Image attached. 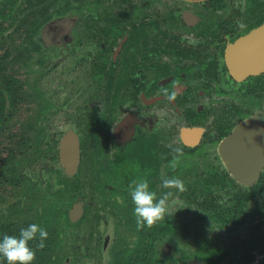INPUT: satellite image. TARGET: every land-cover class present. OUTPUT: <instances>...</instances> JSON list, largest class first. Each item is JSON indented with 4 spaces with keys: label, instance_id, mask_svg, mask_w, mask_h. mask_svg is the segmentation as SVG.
<instances>
[{
    "label": "rangeland",
    "instance_id": "374dc122",
    "mask_svg": "<svg viewBox=\"0 0 264 264\" xmlns=\"http://www.w3.org/2000/svg\"><path fill=\"white\" fill-rule=\"evenodd\" d=\"M69 1L71 3L67 13L61 17L53 16V21L41 28L40 34L35 37L41 46L40 53L31 52L28 57L23 51L24 57L17 63H13L11 59L18 48L25 46L28 41H25L24 33L20 32L12 31V35L7 36L11 29L9 21L6 20L3 24L7 28L3 38H7L0 40V63L6 65L5 71L15 83L14 113L0 127V135L5 139L0 143V161L6 164L5 169L0 172L6 179L11 178L14 185L0 188V223L10 220L23 223L36 217L38 206L41 203L44 208L50 205L48 196L65 184L61 191L63 200L60 205L62 208L69 204L73 206L76 204L74 200L83 199L84 216L76 225L65 227L62 224L64 220L60 219V224L54 226L56 231L52 234L57 236L58 247L49 254H54L49 264H62L61 260L67 256H73L71 261L75 262V259L84 255L90 258L78 259L76 264H93V261L97 262L95 264H105L111 259L117 260L118 247L125 248L128 243L133 245L138 233L125 226L127 221L120 218V211L117 212L118 217L111 205L103 204L108 200L122 203L123 194L119 193L121 187L118 185H115L118 192L113 194L107 188L110 179L101 175L102 172L97 169L99 165L107 164L113 154L111 155L106 136L104 137V132L107 131L103 128L97 130L98 126L92 124L95 89L101 95L105 85L101 79L97 83L95 81L90 65L93 62L90 48L96 41L95 26L101 27L108 20L103 14L95 22L93 0ZM101 2L104 3L105 0ZM65 3L60 1V6ZM115 22L120 20L117 18ZM106 38L107 32L104 31L101 39ZM71 41L80 44L70 45ZM68 51V56L64 57ZM42 54L43 58L40 57ZM15 84L20 86L15 87ZM3 85L0 84V87ZM67 130L76 134L81 154L77 172L70 176L59 160V141ZM96 134L102 138L99 139L98 147L94 136ZM163 139L160 144L159 171L137 174V177H155L156 182L160 180L152 189L157 198L166 192L170 193L166 199L164 214L154 223L160 224L168 219L175 225L174 231L163 237L164 242H167H163V249H168L170 255H162V262L173 264L181 259L196 260L197 255L201 254L211 256L227 253L218 264H230L231 260L244 256L247 243L257 238L256 233H252L253 226L263 217L255 214V208L262 206L264 191L256 197L259 205L253 199L245 205L239 204L236 211L230 213L238 219L227 224L221 223L220 218L226 216L224 207L237 191L245 190L244 186L232 179L230 183L222 185L213 174L214 169H220L218 161L189 159V154L175 136ZM134 147L136 144L129 147V152H133ZM174 148H181L183 154L176 168L172 169L169 162L177 155ZM193 152L192 156L202 153L201 149ZM121 157L114 153V158ZM262 172L264 174V169ZM90 176H93V183L96 181L100 184L91 186ZM172 177H179L183 181L182 191L175 187H163L162 180ZM207 179H211V183H207ZM126 196H130V193H126ZM130 205H133L131 197L120 208L131 207ZM112 216L114 224L111 228L109 218ZM261 231L264 233V225L261 226ZM155 235H160V229ZM159 245L156 242L155 248ZM254 252L256 256L252 263L262 257ZM155 258H159L157 254Z\"/></svg>",
    "mask_w": 264,
    "mask_h": 264
},
{
    "label": "flooded vegetation",
    "instance_id": "af4514ba",
    "mask_svg": "<svg viewBox=\"0 0 264 264\" xmlns=\"http://www.w3.org/2000/svg\"><path fill=\"white\" fill-rule=\"evenodd\" d=\"M101 1L93 0L95 22L103 14L108 21L95 26L96 41L89 47L95 81L105 85L101 95L95 89L92 124L107 131L104 137L113 154L98 166L101 175L113 181L117 178L112 175L121 179L125 170L158 172L163 137L175 136L189 159L218 161L220 169L213 174L222 185L225 179L240 184L219 148L247 119L255 118L264 133V70L247 73L242 62L256 53V45L264 47V29L257 35L260 40L235 48L238 40L264 25V0ZM117 18L120 22L114 23ZM74 43L80 44L70 45ZM233 53L242 57L236 72L229 66ZM184 130L190 132L186 139ZM94 136L98 147L102 138ZM196 149L202 153L192 156ZM224 151L229 158H243L240 144ZM114 153L122 157L116 159ZM147 179L153 187L160 183Z\"/></svg>",
    "mask_w": 264,
    "mask_h": 264
},
{
    "label": "trees",
    "instance_id": "16d2710c",
    "mask_svg": "<svg viewBox=\"0 0 264 264\" xmlns=\"http://www.w3.org/2000/svg\"><path fill=\"white\" fill-rule=\"evenodd\" d=\"M60 1L67 2V4H63L60 6ZM78 1V0H76ZM70 1L69 0H1L0 1V40H5L7 37L3 38V34L6 27L3 26L4 22L6 20L9 21L10 26V34L7 36L12 35V31L14 33L20 32L24 33V39L25 41H28L25 46L19 47L17 50V53L14 57H12L11 61L13 63H17L18 61L22 60L25 55L28 57L30 56L31 52H39L41 51V46L38 42H36L35 37L40 34V29L43 28L45 25L51 23L53 21V16H63L67 13L68 8L70 7ZM73 7V6H72ZM71 7V8H72ZM8 26V24H7ZM9 30V29H8ZM6 36V34H5ZM25 56V57H26ZM40 57L43 58V54L40 55ZM39 58V57H38ZM39 63H42L41 59H38ZM6 65L0 63V84H4L3 87H0V127L1 124L4 121H9L10 117L14 113V83L12 76L5 71ZM20 85L15 84V87H19ZM36 96V95H34ZM1 133V130H0ZM5 139L0 135V143L4 142ZM10 154L12 152H9ZM12 155V154H11ZM7 158L9 159V155L7 154ZM61 163V162H60ZM6 164H3V161H0V171L4 170ZM62 165V164H61ZM64 168V166H63ZM65 170V168H64ZM67 175H75L74 174H68L65 170ZM144 173L143 171L139 170L138 168L132 169V173H129L127 170H125L123 178L119 179L120 176H111L114 178H117L113 181H108L109 185L107 188L111 190V192L117 193V187L115 185H118L121 187V192L123 195L122 203H118L117 201H104V205H111V208L114 210V212L117 214L118 211H120V218L125 219L127 222L125 224L126 227L131 228L133 231L136 230L138 233L137 240L134 242L133 245L128 243V246L126 245L125 248L123 246L117 248V260L111 259L110 261L104 262L105 264H164L161 260L162 255H170L166 248L163 249V242L165 241L163 238L166 233H172L175 229V225L170 220H165L163 222H160V224H153L151 226H143L141 228H137L135 217L133 215V208L134 205H130L131 207H125L124 209L120 208V205L124 203V201L128 200L130 196H126V193H129V185L131 181L137 177V174ZM119 179V180H118ZM207 183H211V179H207ZM233 180V179H232ZM224 184L230 183L231 179H225ZM234 181V180H233ZM264 178H261L258 180V182L254 183L250 187H244L245 190L237 191L229 200V204L224 207V214L226 215L224 218H220L219 220L221 223H229L231 221H235V219H238V217L231 216L230 213L235 212L237 209V206L239 204L245 205L247 201L253 199L254 202L258 204L257 196L264 191ZM96 184H100L95 181L93 183V176H90V185L96 186ZM5 185H14L11 178H7L6 176H3V173L0 172V188ZM65 184L56 192L48 196L47 201H50L51 204L44 208L41 203L40 206H38V214L36 217H32L31 219L24 221L23 223H18L16 221H6L4 223H0V236L4 234L8 235H18L19 230L23 227H26L28 224L36 223L42 227H45L48 231V237L45 240V245L43 248L36 247V243L38 242V235L37 238L34 241H30L29 245L35 249V258L31 262V264H49L51 260V256L49 255L58 247V242L56 240V235L52 234L55 230V225L60 224V219H63V225L65 227H68L70 225H76L84 216V204L83 199L74 200V203H78L82 209V213L80 217L76 220H71L69 218L68 210L72 207V205L65 206L62 208L60 205L62 199V193ZM150 190H152L154 187L152 185H149ZM2 189V188H1ZM115 189V190H112ZM61 192V193H60ZM103 192V191H101ZM154 192V191H153ZM81 194V192H80ZM126 197V198H125ZM256 198V199H255ZM125 199V200H124ZM99 202L100 198H97ZM104 200V199H103ZM107 203V204H106ZM117 204V205H115ZM259 205V204H258ZM104 208H108L107 206H104ZM116 208V209H114ZM255 214L261 215L263 218L262 220L255 224L253 226L254 230L252 233H256L257 238H254L252 242H248L246 245L247 251L245 252L244 256H241L237 258L235 261L231 260L230 264H264V233L261 231V226L264 225V201L262 203V206L255 208ZM124 214V215H123ZM118 215V214H117ZM118 215V217H119ZM256 215V216H257ZM219 217V216H218ZM217 217V218H218ZM114 224V218L113 216L109 218V226L112 228ZM161 225V227H160ZM132 226V227H131ZM160 227V228H159ZM160 229V235L156 236V232ZM135 235V234H134ZM129 240V239H127ZM159 240H161L159 242ZM158 242L160 245L155 248V243ZM165 244L167 242H164ZM165 247V246H164ZM124 249V250H123ZM122 251H124L122 253ZM257 252V255H261L262 257L257 260L255 263H252V261L255 260V252ZM155 254L159 258H155ZM226 254H213L211 256L206 254L197 255L196 260L192 261H198L202 264H218V262L226 256ZM73 257V256H72ZM72 257L67 256L63 257V260H61L62 264H76V260H84L89 259L90 257L87 255L82 256L81 258L78 257V259H75L71 261ZM49 259V261H48ZM188 262L183 261L182 259L178 263L173 264H182ZM97 262L93 261V264ZM6 264V262H5Z\"/></svg>",
    "mask_w": 264,
    "mask_h": 264
},
{
    "label": "water",
    "instance_id": "95a60500",
    "mask_svg": "<svg viewBox=\"0 0 264 264\" xmlns=\"http://www.w3.org/2000/svg\"><path fill=\"white\" fill-rule=\"evenodd\" d=\"M264 29V25L258 27L257 31L251 33L247 37L241 38L235 43V48L243 45L242 42L260 40L257 35ZM254 49L256 53L247 54L246 60L242 62L245 64V71L247 73H257L264 70V55L260 49L264 50V47L256 45ZM240 55H229V66L233 71L239 69L238 61L241 59ZM248 61V62H245ZM242 67H244L242 65ZM250 67V68H249ZM234 72V73H235ZM255 118L247 119L238 125L231 135L225 139L224 143L220 146V152L222 153L223 162L226 168L231 173L232 177L242 185L251 186L259 179L261 172L264 169V133L260 125H256ZM251 129V130H248ZM186 130L183 131V137L185 138ZM194 136H198V131H194ZM186 139V138H185ZM187 144L192 145L187 141ZM233 144H240L242 148V159H232L226 154L224 148L226 146H232ZM262 146V148H261ZM59 160L64 166L68 174H74L77 171V167L80 160L79 144L76 138V134L73 131H67L59 141ZM69 218L75 220L80 217L82 209L78 203L73 204L69 210ZM182 264H202L198 261H188Z\"/></svg>",
    "mask_w": 264,
    "mask_h": 264
},
{
    "label": "clouds",
    "instance_id": "9594fccd",
    "mask_svg": "<svg viewBox=\"0 0 264 264\" xmlns=\"http://www.w3.org/2000/svg\"><path fill=\"white\" fill-rule=\"evenodd\" d=\"M177 154L169 162V166L175 169L180 156L183 154L181 148H174ZM163 187H175L178 190L184 189V183L179 177L164 178ZM131 201L134 205L133 215L137 228L151 226L161 218L165 211V203L170 193H164L157 198L156 193L150 190L149 181L145 177H138L129 185ZM38 235L36 247L43 248L48 237V231L36 223L28 224L19 230L18 235L4 234L0 236V264H31L35 258V249L29 245Z\"/></svg>",
    "mask_w": 264,
    "mask_h": 264
}]
</instances>
